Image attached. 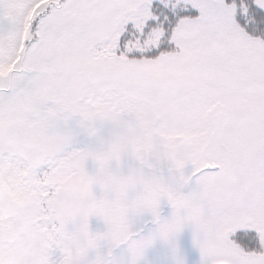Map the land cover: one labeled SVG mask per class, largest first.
<instances>
[{
	"label": "snow or ice",
	"instance_id": "6c2138e0",
	"mask_svg": "<svg viewBox=\"0 0 264 264\" xmlns=\"http://www.w3.org/2000/svg\"><path fill=\"white\" fill-rule=\"evenodd\" d=\"M0 264H264V0H0Z\"/></svg>",
	"mask_w": 264,
	"mask_h": 264
}]
</instances>
